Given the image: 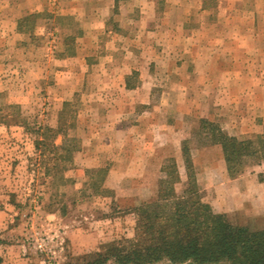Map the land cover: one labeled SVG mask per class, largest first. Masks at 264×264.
I'll use <instances>...</instances> for the list:
<instances>
[{
    "label": "rangeland",
    "instance_id": "rangeland-1",
    "mask_svg": "<svg viewBox=\"0 0 264 264\" xmlns=\"http://www.w3.org/2000/svg\"><path fill=\"white\" fill-rule=\"evenodd\" d=\"M30 11L43 15L25 18ZM126 76L149 89V105L133 109ZM14 104L26 126L0 125V252L7 254L0 264H83L133 239L134 209L156 196L141 201L149 192L111 187L109 171L130 164L159 170V180L164 160L174 158L181 194L185 140L202 199L219 213L232 189L222 149L202 146L192 131L207 119L238 139L264 137V0H0L1 113ZM124 108L132 111L122 125L156 143L141 154L146 146L136 141L134 162L108 159L117 152L106 146L107 159L87 166L85 157L101 154L97 143L110 135L104 116L118 125L115 113ZM61 124L81 148L47 175L36 131ZM251 175L264 181V161L235 178ZM227 218L264 229L263 220L245 223L240 212Z\"/></svg>",
    "mask_w": 264,
    "mask_h": 264
},
{
    "label": "trees",
    "instance_id": "trees-1",
    "mask_svg": "<svg viewBox=\"0 0 264 264\" xmlns=\"http://www.w3.org/2000/svg\"><path fill=\"white\" fill-rule=\"evenodd\" d=\"M33 13L25 18L39 17ZM1 113V126H26L18 105H9ZM63 124L57 128L39 126L34 141L35 153L43 158L47 175L65 169L81 140L69 137ZM202 146H220L231 178L249 164L264 161V137L238 139L219 125L200 119L192 131ZM60 138V143L57 139ZM190 140L182 143L187 181L181 194L176 185L181 177L174 158L164 160L158 180L156 199L134 209L135 236L105 246L83 264H264V229L232 224L225 214L216 213L202 199L193 167ZM52 155V167L45 160ZM37 158V159H38Z\"/></svg>",
    "mask_w": 264,
    "mask_h": 264
},
{
    "label": "crops",
    "instance_id": "crops-1",
    "mask_svg": "<svg viewBox=\"0 0 264 264\" xmlns=\"http://www.w3.org/2000/svg\"><path fill=\"white\" fill-rule=\"evenodd\" d=\"M176 1H182V0H176ZM2 2H10V0H2ZM9 5H6V8ZM204 10V8H202ZM39 10V8H38ZM35 13V12H34ZM33 14L32 11L23 13V15L29 16ZM143 80V78H140V80ZM145 80V78H144ZM123 87L122 89L126 93V95L131 96V100L134 106V110L136 108L141 107V105H149L150 103V95L151 92L149 91L148 88H146L142 83H139L137 85L129 84V77L126 76L122 82ZM130 100V99H129ZM116 110V109H115ZM132 110H127L124 108L121 111H118L115 113V117L121 118V120L118 122V125H114L113 123L109 122L110 118L108 116H104V119L107 120L105 123V127L107 130H109L110 135H108V139L101 140L100 143L95 140L92 142V144H101L102 145V150L101 154H95L93 156H88L85 157V162L86 165L91 167L94 166L92 162L95 160H105L107 159L106 154H107V149L106 146H113L115 147V151L117 152L116 155L112 154L108 159H112L113 161H119V162H134L137 161L135 159V153L133 150V145L137 143L136 141L139 142V144L143 145V147L146 146L145 148L140 149L139 152L142 154L144 153L143 151H149L151 146L154 145L153 143L149 140H143L135 137V134H133L132 130L130 127H124L122 123H125L127 119L125 118V115H128L131 113ZM141 114V113H140ZM141 116H138L136 121H141ZM109 119V120H108ZM115 123L117 121H114ZM111 123V124H110ZM118 128V129H117ZM117 130V131H116ZM114 131V132H113ZM116 131V132H115ZM90 142H88L87 145H89ZM148 147V148H147ZM113 149V148H112ZM137 153V152H136ZM167 158L166 156H162L161 160ZM135 159V160H134ZM127 165L130 164H125V167L120 166V164L117 165V168H113L109 171L108 177L110 180L107 182L111 187L115 186H123L127 184H132L136 190L139 193L146 194L149 192L148 196H143L141 197V201H147L152 199V197H155V193L157 191L158 187V174L159 170L155 169V172L153 173H147L145 172V169L143 170H137V169H128L126 167ZM227 172V171H226ZM225 177V180L228 181L229 184L226 186L232 187L230 191H232L233 194H237V201L235 204L231 202V192L227 191L225 195V201H226V209L222 210V208L219 211V213H225L227 216L232 215L233 213H238L240 212L242 215L246 217L245 223L248 222H254L260 223L262 220L264 221V181L258 179V176H243L239 178H231L229 174H223V178ZM227 187V188H228ZM221 192V190H219ZM153 200V199H152ZM0 257L4 258L7 257V254H3V252H0Z\"/></svg>",
    "mask_w": 264,
    "mask_h": 264
}]
</instances>
